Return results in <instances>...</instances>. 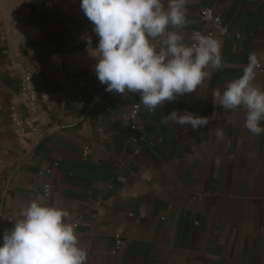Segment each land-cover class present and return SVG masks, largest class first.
<instances>
[{
  "label": "crops",
  "instance_id": "obj_1",
  "mask_svg": "<svg viewBox=\"0 0 264 264\" xmlns=\"http://www.w3.org/2000/svg\"><path fill=\"white\" fill-rule=\"evenodd\" d=\"M207 7L226 35L202 20ZM186 9L185 42L194 32L216 37L223 66L195 93L149 111L138 95L98 81L89 51L98 37L80 0H0V235L39 198L68 210L86 264H264V133L249 132L245 112L214 95L251 53L264 88V0H187ZM12 63L35 72L36 115L21 102ZM185 109L209 125L161 122Z\"/></svg>",
  "mask_w": 264,
  "mask_h": 264
},
{
  "label": "clouds",
  "instance_id": "obj_2",
  "mask_svg": "<svg viewBox=\"0 0 264 264\" xmlns=\"http://www.w3.org/2000/svg\"><path fill=\"white\" fill-rule=\"evenodd\" d=\"M187 0H80V8L98 37L90 55L105 91L135 94L149 110L177 100L223 66L221 42L194 32L185 42ZM91 45V37H83ZM260 61L248 56L242 74L216 91L225 110L245 112L244 127L255 136L264 133V88L254 83ZM198 130L209 125L207 116L173 110L162 118ZM211 131V129H209ZM218 140L224 131L215 129ZM67 209L33 199L21 209L11 227L0 235V264H86L87 250L79 243Z\"/></svg>",
  "mask_w": 264,
  "mask_h": 264
},
{
  "label": "built area",
  "instance_id": "obj_3",
  "mask_svg": "<svg viewBox=\"0 0 264 264\" xmlns=\"http://www.w3.org/2000/svg\"><path fill=\"white\" fill-rule=\"evenodd\" d=\"M202 20L208 22L216 34L224 36L228 32V28L225 25L222 16L217 13L213 8L207 7L201 11ZM11 68L17 71L19 79V95L21 102L24 107L32 114H37L41 108V97L38 92L37 82L35 78V72L21 64V63H12ZM137 110L133 109L128 118L131 120L137 119ZM19 124V123H18ZM131 128L136 131L140 139H144V132L142 129L133 123ZM91 148L89 146L85 147V152H90ZM51 193V185L46 184L44 187V196L48 198Z\"/></svg>",
  "mask_w": 264,
  "mask_h": 264
}]
</instances>
